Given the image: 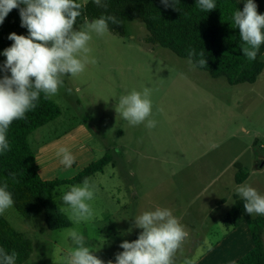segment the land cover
<instances>
[{
	"label": "rangeland",
	"instance_id": "rangeland-1",
	"mask_svg": "<svg viewBox=\"0 0 264 264\" xmlns=\"http://www.w3.org/2000/svg\"><path fill=\"white\" fill-rule=\"evenodd\" d=\"M127 31L126 37L93 33L90 57L96 63L86 65L77 77L64 75L57 94L50 97L61 116L29 137L41 178L69 180L106 155L112 157L90 178L95 185L94 199L88 202L92 217L77 224L64 213L70 228L85 236L86 246L105 264H115L123 251L120 244L133 242L142 231L134 227L135 217L157 208L169 209L187 233L173 264H196L216 250L221 258L230 242L219 245L234 231L224 223L231 211L229 182L235 160L249 173L258 158L264 163V72L255 84L231 86L188 59L147 44L149 33L141 20L129 23ZM144 87L152 90L150 119L157 123L151 130L145 124L130 125L115 110L120 96ZM60 147L75 157L70 168L56 155ZM210 157H218L214 166L221 177L188 176L202 172ZM247 184L264 195V168ZM62 187L53 193L59 208L64 206ZM220 197L226 201L216 203ZM2 216L32 243L33 255L25 264H65L75 247L62 237L65 229L48 230L43 215L26 220L13 206ZM262 239L264 243V233ZM236 243L239 248L231 259L219 264L239 258L249 239ZM213 257L204 264H212Z\"/></svg>",
	"mask_w": 264,
	"mask_h": 264
},
{
	"label": "clouds",
	"instance_id": "clouds-1",
	"mask_svg": "<svg viewBox=\"0 0 264 264\" xmlns=\"http://www.w3.org/2000/svg\"><path fill=\"white\" fill-rule=\"evenodd\" d=\"M93 2L97 7L107 8L102 0ZM161 4L165 8L175 7L177 0H161ZM196 4L205 12L217 7L214 0H197ZM14 8H19L21 27H26L29 35L11 33L8 39L14 43L2 53L6 61L0 70L10 71L11 75L5 74L0 79V153L10 150L6 133L11 123L25 118L27 112L34 110L41 93L45 99L57 94L64 75L77 77L85 71L86 65L96 63L90 57L92 34L104 36L109 32L110 23H120L113 15H101L83 28H74L82 8L76 0H0V24ZM232 21L240 32L242 54L254 61L261 44H264V14L258 13L253 0H246L243 10L232 14ZM197 55L200 58L193 66L207 65L204 52L197 54L195 49L188 52L189 63L192 64ZM151 96L152 90L148 87L142 91L133 89L119 97L115 110L130 125L145 124L151 130L157 123L150 119L153 109ZM56 155L61 157L60 163L66 168L75 161L66 147H60ZM11 176L15 180V173ZM8 188L5 180L0 185V215L14 206L13 195ZM60 192L59 199L64 206L59 210L70 220L79 224L92 217L93 210L88 202L94 199L95 185L90 178H84L80 185L62 187ZM236 193L244 201L243 207L248 214L264 215V195L246 183L238 185ZM134 221V227L142 229V232L135 241L125 240L120 244L123 251L116 255L115 264H173V257L187 236L173 213L166 208H157L143 212ZM61 235L75 246L65 258V264H105L86 246L85 236L76 228L65 229ZM17 258L15 250L9 252L0 247V264H16ZM107 264L113 262L108 261Z\"/></svg>",
	"mask_w": 264,
	"mask_h": 264
},
{
	"label": "trees",
	"instance_id": "trees-1",
	"mask_svg": "<svg viewBox=\"0 0 264 264\" xmlns=\"http://www.w3.org/2000/svg\"><path fill=\"white\" fill-rule=\"evenodd\" d=\"M76 2L80 3L79 0ZM107 8L97 7L93 0L81 4V15L74 28H80L101 15H113L119 25L109 24V31L126 37L127 25L141 20L149 36L147 44L158 45L170 50L180 58L188 59L190 49L197 54L204 52L207 65L195 66L207 72L212 78H225L231 86L255 84L264 72V44H261L256 59L249 60L241 51L242 41L238 28L234 27L232 14L243 10L246 0H214L216 8L201 11L197 0H177L175 7L165 8L161 0H102ZM171 2V0H170ZM259 14H264L263 0H253ZM20 7H24L21 5ZM11 33L28 36L26 27H21L19 8L12 9L0 24V69L6 61L5 49L14 42L8 39ZM193 58V64L199 59ZM11 75L0 70V79ZM61 116L60 108L41 93L37 107L26 113L25 118L14 120L6 133L10 150L0 153V185L7 180L8 190L13 195L14 208L26 220L43 215L47 229L59 231L71 227V222L61 212L53 199L54 189L61 186L80 185L84 178H91L112 162L106 155L99 161L87 166L77 176L69 180L46 181L41 178L36 155L29 143V137L39 128L57 120ZM15 173V180L11 174ZM244 201L237 199L225 220L227 228H236L246 222L251 233L253 248L234 264H264V217L248 214ZM139 233L134 236L138 239ZM0 247L18 253L16 264H25L33 255L31 241L15 230L0 215Z\"/></svg>",
	"mask_w": 264,
	"mask_h": 264
},
{
	"label": "crops",
	"instance_id": "crops-1",
	"mask_svg": "<svg viewBox=\"0 0 264 264\" xmlns=\"http://www.w3.org/2000/svg\"><path fill=\"white\" fill-rule=\"evenodd\" d=\"M217 158L218 157H210V160H209L210 165H208L207 167H203V171L202 172H196V173H194V175H189V173H187L188 176L189 177L194 176V177H197L198 179H202L203 178V180L206 177H210L211 178V177L216 176V175H219L218 177H221L222 173L220 172V170L218 168H216V165L214 166L215 162L217 160H219ZM237 161H238V159L235 160V164H234V170L235 171H233V174L231 176V180L229 182V184H231V186L229 187V190H230V195L229 196H231V198H232V200L230 202L231 209L235 205L237 199H241L236 193L237 186L241 185V184H245V183L247 184L249 179H250V177L252 176V174H254L255 172L261 171V169L264 168V163L261 164V159L258 158V160L255 162V164L252 165V168H251L252 172L251 173H249L248 171L245 172V171H243V170H245L243 165L237 166L238 165ZM211 163H213V164H211ZM190 166L191 165L189 164L188 167H190ZM215 180H216V178H215ZM232 186H233V188H232ZM226 190H228V188ZM224 201H226V199L224 200L223 198L220 197L219 200L216 201V203H219V202L224 203ZM244 237L249 239V243H248L249 245H248V247H246V250L244 252H242L243 254L239 258L232 259L228 263V264H234L239 259H241L243 256H245L253 248V241H252L251 233L249 231V228H248V225H247L246 222H243L238 227L234 228L233 233H231L227 238L224 239L225 243H221L219 245L220 248H222L224 245H227V243L230 242L228 247L222 249V252H221L222 257L221 258L216 257L217 254H219V253H217V254L215 253L217 251L216 250L213 253L215 255V257L212 256L213 254L212 255L209 254L207 257L202 258L196 264H204L211 257L214 258V261H213L212 264H219L222 260H225L227 258L231 259V255L236 252L237 247H238L236 241L239 238L244 239ZM232 240H233V242L231 243Z\"/></svg>",
	"mask_w": 264,
	"mask_h": 264
}]
</instances>
